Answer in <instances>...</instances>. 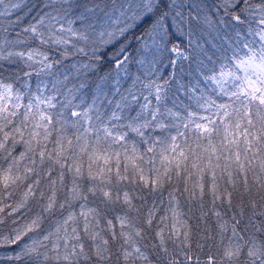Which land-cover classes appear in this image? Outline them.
<instances>
[{
  "label": "snow or ice",
  "instance_id": "obj_1",
  "mask_svg": "<svg viewBox=\"0 0 264 264\" xmlns=\"http://www.w3.org/2000/svg\"><path fill=\"white\" fill-rule=\"evenodd\" d=\"M0 264H264V0H0Z\"/></svg>",
  "mask_w": 264,
  "mask_h": 264
}]
</instances>
